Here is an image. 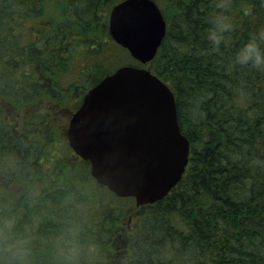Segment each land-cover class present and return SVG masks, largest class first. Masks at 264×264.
Returning <instances> with one entry per match:
<instances>
[{
    "label": "trees",
    "instance_id": "16d2710c",
    "mask_svg": "<svg viewBox=\"0 0 264 264\" xmlns=\"http://www.w3.org/2000/svg\"><path fill=\"white\" fill-rule=\"evenodd\" d=\"M120 1L0 0V264H110L127 234L126 264H264V70L239 58L264 50V0H155L167 29L148 67L190 155L153 204L99 184L52 114L7 123L5 106L80 97L126 62L102 25Z\"/></svg>",
    "mask_w": 264,
    "mask_h": 264
},
{
    "label": "water",
    "instance_id": "95a60500",
    "mask_svg": "<svg viewBox=\"0 0 264 264\" xmlns=\"http://www.w3.org/2000/svg\"><path fill=\"white\" fill-rule=\"evenodd\" d=\"M108 31L134 60L147 64L162 44L166 21L153 0H122L109 12ZM66 137L99 184L133 198L137 207L167 197L190 153L172 90L150 70L131 65L87 91Z\"/></svg>",
    "mask_w": 264,
    "mask_h": 264
},
{
    "label": "rangeland",
    "instance_id": "374dc122",
    "mask_svg": "<svg viewBox=\"0 0 264 264\" xmlns=\"http://www.w3.org/2000/svg\"><path fill=\"white\" fill-rule=\"evenodd\" d=\"M159 8H161V10L163 11L165 8V4L162 3L161 1H155ZM106 19H108V14L106 15ZM102 25H103V31L106 32V34L108 35L107 32V27H108V22L105 23V20L102 21ZM123 52V51H122ZM125 61L126 62H121L119 64L120 65H124V64H131V65H137V63H135L134 61H132L126 54H125ZM81 96L80 97H75L74 95L71 94L70 98H61L58 100H42L39 101L38 103H36L35 105H33L32 107H30L29 109H25L21 112H17L16 110L12 109L9 106H5V110H6V119H7V123L13 127H16V131L17 130H21L22 126L25 123V119L31 114V113H39L43 112V113H47V114H52L54 117L53 119V123L55 126V129L58 133H62V131H66L67 127V123H68V119L71 116V113L74 112L77 108V104L80 103L81 101ZM79 105V104H78ZM65 134V133H64ZM132 212H130L129 214L131 215ZM130 226H134L135 225V221L131 220V223L129 222ZM120 234H118L119 236ZM128 237V234L126 236ZM126 237H124L123 239L120 237L121 240V244L119 246H116L114 251H112L108 256H106V259L110 262V264H113V261H115V258H121L120 254L116 255V250H118L121 246L125 247V240ZM119 238V237H118ZM114 248V246H113ZM123 255V262L121 261L120 264H126V256L127 253H122Z\"/></svg>",
    "mask_w": 264,
    "mask_h": 264
},
{
    "label": "clouds",
    "instance_id": "9594fccd",
    "mask_svg": "<svg viewBox=\"0 0 264 264\" xmlns=\"http://www.w3.org/2000/svg\"><path fill=\"white\" fill-rule=\"evenodd\" d=\"M220 27L222 29L226 25L221 22ZM209 38L216 42L220 39L215 30L209 31ZM239 58L242 63L251 61L253 64L261 66L262 70H264V50L259 47V43L255 39L245 45Z\"/></svg>",
    "mask_w": 264,
    "mask_h": 264
},
{
    "label": "flooded vegetation",
    "instance_id": "af4514ba",
    "mask_svg": "<svg viewBox=\"0 0 264 264\" xmlns=\"http://www.w3.org/2000/svg\"><path fill=\"white\" fill-rule=\"evenodd\" d=\"M116 252H117L118 254H120L121 259H122V258H123V255H122L121 253H119V249L116 250ZM122 262H123V260H122ZM114 263H115V264H119L120 262H119V260H117V261H115Z\"/></svg>",
    "mask_w": 264,
    "mask_h": 264
}]
</instances>
